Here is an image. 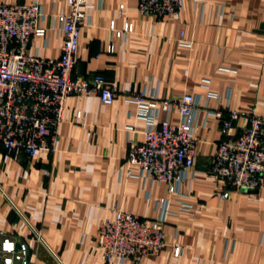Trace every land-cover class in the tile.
Returning a JSON list of instances; mask_svg holds the SVG:
<instances>
[{"label":"crops","instance_id":"1","mask_svg":"<svg viewBox=\"0 0 264 264\" xmlns=\"http://www.w3.org/2000/svg\"><path fill=\"white\" fill-rule=\"evenodd\" d=\"M37 1L44 33L30 40L26 54L57 60L62 35L56 19L69 7L66 0ZM182 4L176 16L156 21L139 15L137 0L85 1L71 77L103 76L114 102L104 105L95 94L69 97L48 153L28 159L17 152L3 164L0 148V239L4 234L26 243L31 264H105L95 240L101 221L116 210L152 221L155 203L165 198L171 215L164 247L142 264H264V190H230L222 199L225 190L208 175L224 139L222 120L213 115L226 120L235 110L264 116V0ZM144 89L159 99L192 94L200 100L197 153L179 195L127 175L137 174L126 163L128 141L141 143L147 130L127 99ZM170 120L176 122L177 114ZM246 126L247 119L238 118L231 134Z\"/></svg>","mask_w":264,"mask_h":264},{"label":"built area","instance_id":"2","mask_svg":"<svg viewBox=\"0 0 264 264\" xmlns=\"http://www.w3.org/2000/svg\"><path fill=\"white\" fill-rule=\"evenodd\" d=\"M86 0H66L69 11L57 16L62 35L59 59H42L26 54L33 37L41 36L42 16L37 0L6 5L0 3V148L1 162L6 164L17 152L33 159L39 152L53 149L56 131L63 120L66 101L72 95L95 94L104 105H111L115 93L101 75L91 81L71 74L76 62L80 29L86 19ZM182 0H137L140 16L160 21L176 16ZM123 8L122 6L120 7ZM130 32V27L127 28ZM207 81L204 87L207 88ZM210 97L214 96L209 94ZM127 101L136 108L138 119L145 121L143 141H128L126 163L136 167L130 177L147 179L168 187L170 196L179 195L182 184L190 178L197 153L195 114L199 98L184 94L178 99H159L149 90L131 95ZM177 114L172 122L170 115ZM158 115L163 118L156 121ZM222 120V141L216 144L208 175L225 190H264V116L231 111ZM247 119V126L238 136L231 134L238 118ZM157 216L152 221L116 210L105 217L95 234L97 247L105 264H142L159 254L164 247V226L170 215V199L155 203ZM181 251L175 248L173 256ZM2 264H31L28 246L1 234Z\"/></svg>","mask_w":264,"mask_h":264}]
</instances>
